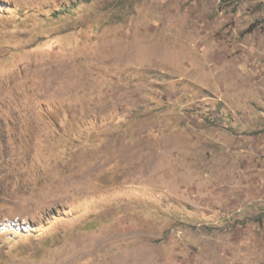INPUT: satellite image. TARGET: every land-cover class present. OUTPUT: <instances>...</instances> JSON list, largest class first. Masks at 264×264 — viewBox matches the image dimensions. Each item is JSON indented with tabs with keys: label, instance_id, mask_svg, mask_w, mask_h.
I'll use <instances>...</instances> for the list:
<instances>
[{
	"label": "rangeland",
	"instance_id": "rangeland-1",
	"mask_svg": "<svg viewBox=\"0 0 264 264\" xmlns=\"http://www.w3.org/2000/svg\"><path fill=\"white\" fill-rule=\"evenodd\" d=\"M0 264H264V0H0Z\"/></svg>",
	"mask_w": 264,
	"mask_h": 264
},
{
	"label": "bare ground",
	"instance_id": "bare-ground-1",
	"mask_svg": "<svg viewBox=\"0 0 264 264\" xmlns=\"http://www.w3.org/2000/svg\"><path fill=\"white\" fill-rule=\"evenodd\" d=\"M45 202V201H44Z\"/></svg>",
	"mask_w": 264,
	"mask_h": 264
}]
</instances>
